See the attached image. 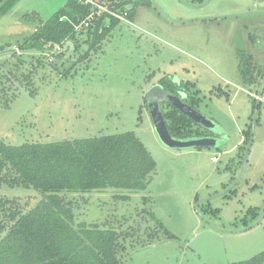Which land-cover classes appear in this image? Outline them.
<instances>
[{"label":"rangeland","instance_id":"1","mask_svg":"<svg viewBox=\"0 0 264 264\" xmlns=\"http://www.w3.org/2000/svg\"><path fill=\"white\" fill-rule=\"evenodd\" d=\"M126 1L133 18L118 19L98 48L91 49L92 35L86 32L77 51L62 53L59 68L73 67L68 78L50 65L36 72L32 80L39 91L34 97L24 82L13 80L18 97L9 108H0V140L18 145L134 130L156 161L149 185L133 192L107 188L67 193L76 201L75 223L130 229L133 235L124 240L126 250L119 255L124 264L249 260L264 252V101L241 174L256 88L240 73L239 51L249 43L248 27L264 22V14L247 13L264 6L263 0H212L197 12L245 14L187 23L175 21L195 12L179 0ZM66 2L20 0L1 18L0 44L10 43L12 50L0 52V67L18 62L17 43L37 26L36 18L24 19L27 12L46 19ZM101 16L107 24L113 17ZM87 51L89 57L81 58ZM22 56L26 63L32 61L31 51ZM173 76L183 80L199 110L219 125L225 139L219 147L171 148L159 138L146 96L153 84ZM239 176L232 189L213 197ZM0 194L27 199L36 193L1 186ZM125 194L130 198H116ZM207 197L212 198L201 201ZM198 203L205 217L197 211Z\"/></svg>","mask_w":264,"mask_h":264},{"label":"trees","instance_id":"2","mask_svg":"<svg viewBox=\"0 0 264 264\" xmlns=\"http://www.w3.org/2000/svg\"><path fill=\"white\" fill-rule=\"evenodd\" d=\"M19 1L0 0V19ZM126 4L123 0L116 6L124 10ZM92 11L79 0H67L46 19L33 12L24 15L25 20L36 18L38 23L17 43L18 62L8 69L4 64L0 67V108H9L17 99L18 93L10 85L15 79L24 82L34 97L39 91L32 80L36 72L50 65L63 78L73 74L71 66L60 69L58 60L64 51L78 50L84 33L92 35L91 49L99 47L119 21L111 17L107 24L105 16L98 15L89 26L77 27ZM127 11L128 18H133L134 10ZM58 46L64 50L58 52ZM9 50L10 43L0 44V52ZM30 51L32 61L26 63L22 55ZM89 54L87 51L81 58ZM190 101L198 103L193 96ZM163 114L173 136L186 138L196 133V124L177 108L167 106ZM155 168V159L134 130L18 145L0 140V187L32 189L36 193L27 199L0 194V264H124L119 255L125 252V241L133 232L97 223H75L76 201L66 194L107 188L139 191L147 188ZM116 198L130 197L125 194ZM232 264H264V252Z\"/></svg>","mask_w":264,"mask_h":264},{"label":"flooded vegetation","instance_id":"3","mask_svg":"<svg viewBox=\"0 0 264 264\" xmlns=\"http://www.w3.org/2000/svg\"><path fill=\"white\" fill-rule=\"evenodd\" d=\"M151 1V0H150ZM185 7L190 8L195 13L186 16L185 18H181L180 20L175 21L176 23H187V22H194V21H214L219 18H214L218 15H211V14H203L202 11L204 10L208 4L212 1H210L208 4L203 5V3L206 0L203 1H194V0H179ZM127 9V8H126ZM124 9V11H127ZM253 11V10H252ZM255 11V10H254ZM258 13H261V10ZM249 12V11H248ZM247 12V13H248ZM128 13V11H127ZM223 15V14H221ZM237 16V15H236ZM232 17V16H231ZM228 18V17H224ZM250 30V39L248 45H245L247 48H243L239 51L240 56V73L242 74L243 79L247 84H249L252 87L256 88V94L251 93L252 96L255 95V104L254 108H256L257 101L260 99V104L258 106V109L264 101V90L262 95L260 96V90L262 88V85L264 84V22H254L251 26L248 27ZM176 80V81H175ZM166 84V85H165ZM155 85H160L165 90L172 92L173 94L182 97L183 101L188 103L193 108L199 110V102L196 105L191 104V94L187 90V86L184 85V82L182 79L177 77V79L174 78V76L164 83H161L160 81L157 84L152 85V89ZM149 93V92H148ZM147 93V96H148ZM146 96V103L148 105V100ZM164 106H172L168 102L162 103V110L164 109ZM149 107V106H148ZM173 107V106H172ZM200 111V110H199ZM190 118V117H189ZM191 119V118H190ZM193 121V120H192ZM194 122V121H193ZM197 127L196 133L192 136L197 137H214L217 139L218 145L220 146L223 141L225 140L222 138L223 135H220L219 131L215 132L212 130H209L202 125H199L198 123L194 122ZM251 134V131H250ZM250 139V135L248 138V141ZM248 144V142H247ZM246 144V146H247Z\"/></svg>","mask_w":264,"mask_h":264},{"label":"water","instance_id":"4","mask_svg":"<svg viewBox=\"0 0 264 264\" xmlns=\"http://www.w3.org/2000/svg\"><path fill=\"white\" fill-rule=\"evenodd\" d=\"M210 1L211 0H206L203 3V5L208 4ZM258 12L259 11H249L248 13H258ZM260 12L264 13V11H260ZM241 14H245V13L223 14V15L215 16L214 18L231 17V16H236V15H241ZM263 90H264V84L262 85V88L260 90V93H259L260 96L262 95ZM147 100H148V106H149L150 113L153 119L155 130L159 138L161 139V141L166 146L171 147V148H178V149L199 148V147H219L217 139L214 137L194 136V137H188V138H178L171 134L167 126L164 114H163V110H162L163 102H168L173 107L177 108L179 111H181L182 113L190 117L194 122L198 123L199 125H202L203 127L209 130L215 131V132L219 131V125L212 118H210L209 116L203 114L201 111L190 106L188 103L183 101L182 97H179L173 94L172 92L165 90L160 85H155L153 89L149 91ZM259 104H260V99H258L256 108L254 110V118H253V125H252L253 127H252V131L250 134V139L246 147V152L244 156V162H243L241 174L243 173L245 164L247 162L248 151H249V148L252 142L253 128L255 125V120H256ZM240 178L241 176H239L238 179L235 182H233L231 185H229L226 189H224L220 193H217L213 197L222 195L226 193L227 191H229L230 189H232L237 184V182H239ZM211 198L212 197H207L205 199H201V201L209 200ZM198 205L199 203L196 204L197 211L199 212L200 215L205 217L203 213L198 209ZM259 220L255 222L252 226L256 225L259 222ZM247 228L249 227H246L241 230H245Z\"/></svg>","mask_w":264,"mask_h":264},{"label":"built area","instance_id":"5","mask_svg":"<svg viewBox=\"0 0 264 264\" xmlns=\"http://www.w3.org/2000/svg\"><path fill=\"white\" fill-rule=\"evenodd\" d=\"M85 5L91 6L93 11L88 15L86 19H84L77 27L84 26L87 27L90 25L91 21L98 15H102L106 13L108 16H113L118 18L119 20L129 21L127 19L128 13L122 9L117 8V3L112 0H79ZM120 10V11H119ZM64 50L62 47H56L58 51ZM215 160V158H213Z\"/></svg>","mask_w":264,"mask_h":264},{"label":"crops","instance_id":"6","mask_svg":"<svg viewBox=\"0 0 264 264\" xmlns=\"http://www.w3.org/2000/svg\"><path fill=\"white\" fill-rule=\"evenodd\" d=\"M262 3L264 4V0H263ZM259 4H260V3H259ZM256 9H257V10L264 11V6H261V5L258 6V5H257V6H256ZM252 10L254 11V9H250L249 11H252ZM250 14H253V13H250ZM258 14H264V13L261 12V13H258Z\"/></svg>","mask_w":264,"mask_h":264}]
</instances>
